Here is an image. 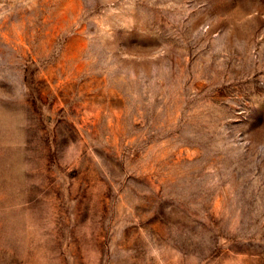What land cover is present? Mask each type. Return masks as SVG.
I'll use <instances>...</instances> for the list:
<instances>
[{"label": "rangeland", "instance_id": "1", "mask_svg": "<svg viewBox=\"0 0 264 264\" xmlns=\"http://www.w3.org/2000/svg\"><path fill=\"white\" fill-rule=\"evenodd\" d=\"M0 264H264V0H0Z\"/></svg>", "mask_w": 264, "mask_h": 264}]
</instances>
